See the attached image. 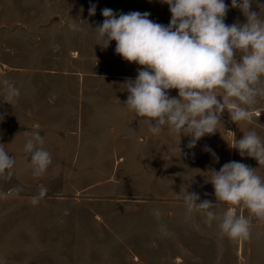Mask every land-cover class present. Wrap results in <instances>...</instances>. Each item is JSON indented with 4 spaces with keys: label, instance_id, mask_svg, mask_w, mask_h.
I'll use <instances>...</instances> for the list:
<instances>
[{
    "label": "rangeland",
    "instance_id": "1",
    "mask_svg": "<svg viewBox=\"0 0 264 264\" xmlns=\"http://www.w3.org/2000/svg\"><path fill=\"white\" fill-rule=\"evenodd\" d=\"M225 3L226 24L246 22L231 0ZM91 5L95 15H89ZM104 8L116 15L148 12L163 25L171 19L161 0H0V144L16 138L19 122L25 128L57 123L120 148L110 158L113 171L104 156L96 158L102 162L98 171L57 163L56 172L39 177L13 151L14 167L0 175V194H7L0 195V264H264V220L243 204L221 202L214 209L218 217L234 207L251 222L250 239L234 240L222 234L219 219L209 226L184 200L188 191L217 203L211 170L230 161L258 168L264 180V165L230 147L250 130L264 140V97L250 109V123L235 124L225 110L217 132L194 148L187 147L189 136L167 128L153 135L146 118L124 105V82L142 66L116 54L115 41L103 48L97 39ZM251 10L264 19V6L254 2ZM241 55L237 51V59ZM5 79L19 90L10 103L2 101ZM169 95L178 97V90ZM161 156L167 166L160 165Z\"/></svg>",
    "mask_w": 264,
    "mask_h": 264
},
{
    "label": "clouds",
    "instance_id": "2",
    "mask_svg": "<svg viewBox=\"0 0 264 264\" xmlns=\"http://www.w3.org/2000/svg\"><path fill=\"white\" fill-rule=\"evenodd\" d=\"M254 2L259 8L264 6L258 0H231V7L246 18L243 24L231 25L225 23L229 10L225 0H161L171 13L168 25L149 19L148 12L116 15L110 8L102 10L104 20L95 28L97 39L103 40L102 47L115 41L116 54L142 66L135 79L124 82L129 93L124 105L146 118L153 135L167 128L189 136L187 147L194 148L202 137L217 132L225 110L235 124L252 121L250 109L257 97H264V19L251 10ZM95 11L96 6L91 5L89 15H95ZM237 51L242 53L239 59ZM2 83V101L10 103L19 96V90L7 79ZM171 89L178 90V97L169 95ZM25 136L24 150L31 155L33 175L39 177L52 163V156L42 147L44 140L38 131ZM230 147L238 150L241 157L257 160L259 167L264 165V140L255 130L243 134ZM205 150L211 152L207 147ZM172 151L175 149L167 150ZM179 152L182 155L180 147ZM212 155L215 157L214 152ZM14 165L15 157H10L4 144H0V175H8L7 170ZM257 169L230 161L219 171L211 170L209 182L217 203L200 201L198 194L187 191L184 200L188 210L204 216L209 226L219 219V229L231 239H250L248 218L237 215L234 207L222 217L214 209L221 202L243 204L252 215L264 220V180L257 175ZM20 191L15 189L16 193ZM45 192L41 189L40 196ZM32 203H38V198L34 197ZM154 214L159 218L158 210Z\"/></svg>",
    "mask_w": 264,
    "mask_h": 264
},
{
    "label": "crops",
    "instance_id": "3",
    "mask_svg": "<svg viewBox=\"0 0 264 264\" xmlns=\"http://www.w3.org/2000/svg\"><path fill=\"white\" fill-rule=\"evenodd\" d=\"M29 126L30 127L25 128L24 123H17L16 127L19 128V130H21L20 133L23 134L20 135V133H18L16 138L10 137V140L7 141V144L5 146V150L9 153V155H11L14 151L17 157H21L23 158V160L26 159L25 166L31 165V161L29 159L31 158V155L24 150V145L26 142L25 133L42 130L44 131L41 134V137L44 140V144L42 147L47 150L52 156V163L48 166V169L46 171L56 172L57 169L55 168V166L57 163H59L58 166L63 167L67 165L72 166L73 164L74 166H91L94 171H98L96 167H100V164L102 162L100 160H97L96 158L104 156L109 158L108 167L110 168L108 169V171H113L114 165H112L110 158L114 154H118L120 152V148L117 143H111L110 146L105 147L103 144V140L88 139L87 137H83L79 133H74L68 130V127L62 124L57 125V123H48L47 125L40 123L39 126L32 123ZM63 128H65V131L63 130ZM114 141L115 140L113 139V142ZM116 141H118V139ZM81 158L89 159L83 160ZM159 163L161 166H167V157L161 156ZM115 166L118 168V161L116 162ZM181 245L183 248V244Z\"/></svg>",
    "mask_w": 264,
    "mask_h": 264
},
{
    "label": "bare ground",
    "instance_id": "4",
    "mask_svg": "<svg viewBox=\"0 0 264 264\" xmlns=\"http://www.w3.org/2000/svg\"><path fill=\"white\" fill-rule=\"evenodd\" d=\"M257 116H259V113H257Z\"/></svg>",
    "mask_w": 264,
    "mask_h": 264
}]
</instances>
